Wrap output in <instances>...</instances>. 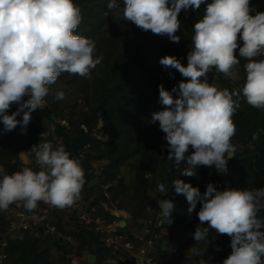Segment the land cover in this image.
Wrapping results in <instances>:
<instances>
[{"label":"trees","instance_id":"obj_1","mask_svg":"<svg viewBox=\"0 0 264 264\" xmlns=\"http://www.w3.org/2000/svg\"><path fill=\"white\" fill-rule=\"evenodd\" d=\"M116 2L123 9V0ZM211 2L205 0L196 10H181L178 14L181 27L176 32L180 41L174 43L166 34L144 31L131 21H125L122 13L117 15V9L107 8L109 0H74L83 17L74 34L94 40V55L103 56V60L92 70L91 80L62 72L56 83L49 86L44 105L31 113V123L25 133L19 124L14 130L4 132L0 120V178L3 174L23 169L20 151L29 152L32 158L29 168L39 171L41 169L36 164L35 154L30 152L31 147L45 141H51L54 146L63 145L70 158L78 160L89 174L85 177L82 196V202L87 203V207L83 204L87 212L102 201L109 203L113 200L118 210L126 211L132 220L145 226L146 233L142 242H138L135 235L126 229V219L106 211L100 213L108 221L124 222L125 225L119 224L118 228L134 243L135 249L151 240L157 251L151 255L157 264H193L186 254L189 250H192L196 261L203 251H207L206 264H223L232 253V238L209 229L205 240L195 241L192 234L200 224L197 213L202 205L197 202L196 209L189 214L186 197L176 194L171 187L172 182L181 179L198 188L201 194L209 183L220 191L264 188V133L259 140H252L253 133L264 130V109L250 106L241 94L240 108L232 117L236 126L232 137L236 152L228 160L227 174L219 173L214 165H198L195 176L181 175L175 166V158L167 160L170 149L159 122L150 123L151 113L164 107L158 102V86L163 84L171 92L174 86L188 79L176 69H166L160 64V59L175 56L187 66L194 25L202 19L207 4ZM249 7L255 8L250 15L264 12V0H249ZM237 43L234 54L240 63L233 68V76L226 77L214 67L207 74L208 82L221 90L242 89L246 81L244 65L247 60L239 56V47L243 46L239 34ZM255 59L261 60L264 56ZM61 90L65 92L64 99H54L57 91ZM173 96L176 98L177 94L173 93ZM28 98L25 96L21 102ZM18 107V103H13L7 114L11 115ZM22 115L17 119L22 120ZM193 152L189 146L185 156ZM98 161L106 162L100 170L93 165ZM125 165L132 171L128 183L121 174ZM186 167V160L179 165L180 169ZM95 176L98 183L90 186L88 183ZM158 181H164L166 191L161 193L158 190L149 200V192ZM162 199H170L175 205L171 225L159 222L158 202ZM15 204L9 205L5 212L0 211V249L2 241H6V258L1 264H76L73 256L85 257L87 252L95 256L96 264H109L106 262L109 258L128 262L126 252L106 247L91 225L67 211H55L42 228L23 230L20 237L11 238L8 229L12 218L7 212L15 208ZM257 216L264 219V209ZM207 226L205 222L203 227ZM50 227H54V231H50ZM163 229L166 234L162 233ZM175 237H181L185 245L171 249L170 241Z\"/></svg>","mask_w":264,"mask_h":264},{"label":"clouds","instance_id":"obj_2","mask_svg":"<svg viewBox=\"0 0 264 264\" xmlns=\"http://www.w3.org/2000/svg\"><path fill=\"white\" fill-rule=\"evenodd\" d=\"M205 0H123V9L116 0H109L107 8L117 9V15L131 21L144 31L166 34L170 41L179 43L176 32L181 23V10L199 9ZM249 0H212L207 4L202 19L194 25L192 49L187 55V66L175 56H164L160 64L173 68L188 78L166 90L159 88V104L163 110L154 111L150 123L159 122L166 134L170 149L167 160L175 158L181 175H196L198 165L215 166L221 174L228 173V160L236 152L232 143L236 126L232 117L240 108L241 94L247 104L264 109V12L254 16ZM107 15V13H105ZM81 9L74 0H0V120L4 132L21 126L22 133L32 119L31 113L40 109L49 94V86L56 83L62 72L91 80L92 70L101 64L103 56H95L96 43L90 38L74 34L82 22ZM238 34L243 40L239 56L245 58L246 81L242 89H219L207 80L214 67L226 77L233 76V68L240 63L234 54L238 48ZM203 78V79H202ZM173 93L177 94L174 98ZM29 97L21 102L23 98ZM64 91H57L54 99L62 100ZM19 107L11 115L10 106ZM22 115V120L17 117ZM264 130L253 133L259 140ZM189 146L194 152L187 157ZM36 164L41 170L24 167L0 178V210L23 201L28 211L38 202L53 207L72 206L80 197L85 184V172L80 162L70 158L63 145L51 141L33 145ZM188 167L180 169L182 161ZM176 194L186 197L191 214L200 202L197 213L200 224L192 234L195 241L205 240L209 229L230 236L232 253L223 264H264V219L257 213L264 209V188L223 191L209 183L201 194L198 188L181 179L172 182ZM158 190L166 191L160 183ZM159 222L173 223L175 205L170 199L158 202ZM207 222V227H203Z\"/></svg>","mask_w":264,"mask_h":264},{"label":"built area","instance_id":"obj_3","mask_svg":"<svg viewBox=\"0 0 264 264\" xmlns=\"http://www.w3.org/2000/svg\"><path fill=\"white\" fill-rule=\"evenodd\" d=\"M41 203L37 207L28 211L24 207V202L17 201L16 207L10 209L11 223L8 229V234L11 238L20 237V233L27 229L42 228L43 223L50 218L55 212L59 211L60 208L53 207L50 204ZM64 209L72 215L78 217L83 223L91 225L93 229L99 233L101 242L108 248L114 251L123 250L128 255V261L132 264H157L152 257L154 253L153 249L146 250L142 248L141 244L135 249L134 243L127 239L126 235L121 233L118 226L117 220L108 221L101 214L95 213V209L92 208L91 212H87L86 208L80 203L79 199L70 207ZM49 230L54 231V227H50ZM151 244V240H148ZM6 241L3 240L0 249V264L6 258L4 247ZM137 262V263H135Z\"/></svg>","mask_w":264,"mask_h":264},{"label":"rangeland","instance_id":"obj_4","mask_svg":"<svg viewBox=\"0 0 264 264\" xmlns=\"http://www.w3.org/2000/svg\"><path fill=\"white\" fill-rule=\"evenodd\" d=\"M215 86H217L216 84H214ZM19 157L21 159V161L23 162V168L24 167H29V165L32 163V158L29 155V152L27 151H20L19 152ZM106 164L105 161H98V162H94V168L96 170H100L103 168V166ZM85 172V171H84ZM121 174L124 177L125 181L128 183V181H130V178L132 176V171L130 170V167L125 165L121 168ZM88 172H85V177H88ZM161 182L158 181L153 189V191L149 192V200H152L155 193L158 192V185ZM164 183V181H163ZM105 191V188H103ZM84 195V189L82 188L81 193H80V197H79V201L80 203L83 205H85V207H87V203H83L82 202V196ZM23 202V201H21ZM95 209V213L100 214V213H104V211L110 213L111 215H114L115 217H123L124 219H126L128 221V227L126 229H128L133 235H135L136 239L138 242H142V239L146 233V228L143 225H139L138 222L132 220V218L130 217V214L127 213L126 211L123 210H118L117 208V203L113 200L109 201V203L102 201L100 205H97L95 207H93ZM160 209V208H159ZM154 210V209H153ZM0 211H7V210H0ZM64 211H67L64 208H60V210L58 212L63 213ZM158 212V211H157ZM8 213V217H11L10 211L7 212ZM69 213V212H68ZM72 215V214H71ZM51 231V230H50ZM163 234H166L167 231L165 229L162 230ZM142 248L148 250H152L156 253V248L153 242H151V244L149 242H143L141 244ZM184 246V240H182L181 237H175L170 241V248L174 249L178 246ZM186 254L191 258L192 263L193 264H206V258L208 257V252L207 251H203L202 252V256L199 259V261H196L193 257V252L192 250H189L186 252ZM95 261V260H94ZM94 261H87L86 257H77V256H73V262L76 264H96ZM107 263L109 264H132L130 261L126 262V263H121V261L119 259H107L106 260ZM137 263V262H135Z\"/></svg>","mask_w":264,"mask_h":264},{"label":"water","instance_id":"obj_5","mask_svg":"<svg viewBox=\"0 0 264 264\" xmlns=\"http://www.w3.org/2000/svg\"><path fill=\"white\" fill-rule=\"evenodd\" d=\"M30 123H31V121L29 122V124L27 125V127L30 125ZM98 183V177L97 176H95L94 178H92L90 181H89V185L91 186V185H95V184H97ZM120 224V226H124L125 224H124V222H120L119 223ZM85 257L88 259V261H94L95 260V256L94 255H92V254H90V253H86L85 254Z\"/></svg>","mask_w":264,"mask_h":264}]
</instances>
